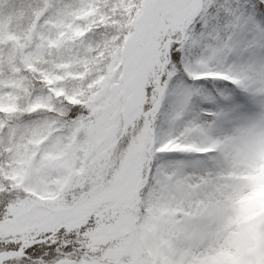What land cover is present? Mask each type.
<instances>
[{"label": "snow or ice", "instance_id": "snow-or-ice-1", "mask_svg": "<svg viewBox=\"0 0 264 264\" xmlns=\"http://www.w3.org/2000/svg\"><path fill=\"white\" fill-rule=\"evenodd\" d=\"M101 11L117 23L99 26L103 35L95 50H107L85 83L103 75L105 86L86 91L79 103L54 100L58 111L47 115L60 131L51 139L66 142L75 133V144L87 148L93 142L89 129L110 127L116 164L104 175V187L118 183L124 165L138 171L139 223L153 197L170 207L202 199L231 160L233 146L264 130V0H106ZM39 160L38 154L34 168ZM2 167L0 264H112L105 253L117 241L93 237L127 209L115 201L85 206L98 195L88 180L95 173L86 170L73 180L84 179L83 187L70 186L44 201L27 190L39 193L42 185L31 178L17 185L15 165ZM199 226L189 218L177 225L185 235ZM191 259L185 256L183 264Z\"/></svg>", "mask_w": 264, "mask_h": 264}, {"label": "rangeland", "instance_id": "rangeland-1", "mask_svg": "<svg viewBox=\"0 0 264 264\" xmlns=\"http://www.w3.org/2000/svg\"><path fill=\"white\" fill-rule=\"evenodd\" d=\"M105 2L0 0V174L4 173L3 165L14 164L11 177L17 185L31 178L33 184L43 186L42 191L27 190L40 200L53 201L70 186L83 187L84 179L73 184L74 178L83 177L86 170L95 173L88 176V180L94 182L98 195L85 206L115 201L127 209L93 237L98 243L117 241L105 253L112 264H183L189 254L192 257L189 264H203L207 261L206 253L200 249L203 242L216 245L217 254L212 264H264V238H228V246L221 252L217 251L220 238H178L184 231L177 227L181 218H189L200 223L198 231L213 232L217 222L230 217L229 213L234 225L261 218L259 212L264 205L260 203H256L258 207L254 209L249 208L250 214L238 216L236 211L261 194L257 186L264 183V158L259 157L264 151V130L252 132L240 146H233L231 160L216 174L218 182L202 199L188 200L186 206L212 201L193 212L170 217L162 206L164 210H183L186 206L170 207L159 202V197H153L146 207L145 218L139 223L135 213L139 212L138 191L143 187V180L138 171L130 164L124 165L116 173L118 183L113 188L104 187V175L116 164L111 152L115 140L109 141L110 127L98 124L89 129L93 142L87 148L75 144V133L66 142L59 137L51 139L53 133L60 131L55 119L47 115L58 111L54 100L63 97L79 103L78 97L86 91L93 87L102 90L105 86L103 75L85 83L93 72L99 71L107 50V46L101 51L95 50L99 46L98 38L103 35L99 26L117 23L109 21L107 14L101 11ZM95 95L97 93L92 94ZM33 113L37 115H31ZM50 140L51 143H47ZM171 147L193 148L174 144ZM78 150L83 151V156L77 155ZM253 151L259 153L252 155ZM9 152L12 155L3 159ZM92 152L95 156L86 160ZM38 154L39 167L34 168L33 161ZM130 159L131 154L126 157ZM77 160L80 167H75ZM248 168L255 170L254 176L248 173ZM52 186H56L57 191H53ZM199 187L196 184L193 190ZM223 202L229 205L223 206ZM158 220L167 221L170 230L175 231L174 236L164 235L161 228L148 229L147 224ZM261 229L259 233L264 227ZM229 246L234 248L233 252ZM177 253L179 258L174 260ZM218 254L222 256L219 258Z\"/></svg>", "mask_w": 264, "mask_h": 264}, {"label": "bare ground", "instance_id": "bare-ground-1", "mask_svg": "<svg viewBox=\"0 0 264 264\" xmlns=\"http://www.w3.org/2000/svg\"><path fill=\"white\" fill-rule=\"evenodd\" d=\"M216 146V145H215ZM215 146H210V147H215ZM188 149V148H187ZM259 152L253 151L252 155H257ZM259 157L262 159L264 158V151H262V154L259 155ZM257 163L260 162V159L256 161ZM250 168V167H249ZM248 168V173H251L252 176H254V169H249ZM259 177V176H258ZM257 189H259L261 191L260 195H257L255 198H253L251 200V202L246 203L245 205H243L242 207H240L236 212L238 214V216L244 215L246 214H250L251 212L249 211V208H256L258 207L256 203H260L259 205H264V183H259V185L257 186ZM217 195V193L215 194ZM211 200H205L202 202H198L195 205H188L186 206L183 210H177L174 208H170V209H165L164 206H162L163 211H165L168 215H170V217H174L177 215H185L187 213L193 212L197 209V207L201 206L204 203H207ZM223 206H227L229 205L226 202L222 203ZM261 218L259 220H257L256 222H252V221H246L245 223H239L234 225L232 223V215L229 213L230 217L225 218L223 220H220L217 222L216 224V230L213 232L204 230V231H198L197 228H195L192 232H188L186 235L183 234L178 236V238H220V241L218 243V250L217 251H224V248L226 246H228V238H264V231H262V233L260 232V229L264 227V207H263V211L259 212ZM154 213H150L149 215H153ZM155 215V214H154ZM148 229H155V228H161L163 230V234L167 235V236H174L175 231H171L170 228L168 227V222L165 220H158L156 222H152L151 224H147ZM262 230V229H261ZM150 234V232H149ZM160 235H162V233H160ZM159 238H162V236H160ZM224 238H227V240H225ZM209 243L207 242H203L200 246V249L206 253V257H207V261L204 262L203 264H212L213 263V256H215L217 253L215 248L216 245H208ZM232 250V252L234 251V248L229 246V250ZM221 254H218L217 257H221ZM208 262V263H207Z\"/></svg>", "mask_w": 264, "mask_h": 264}]
</instances>
